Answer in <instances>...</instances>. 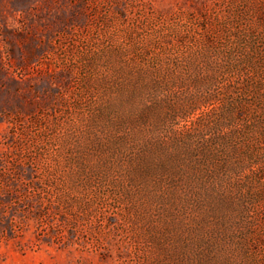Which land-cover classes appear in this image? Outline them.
Returning <instances> with one entry per match:
<instances>
[{
	"label": "rangeland",
	"instance_id": "obj_1",
	"mask_svg": "<svg viewBox=\"0 0 264 264\" xmlns=\"http://www.w3.org/2000/svg\"><path fill=\"white\" fill-rule=\"evenodd\" d=\"M0 264H264V0H0Z\"/></svg>",
	"mask_w": 264,
	"mask_h": 264
}]
</instances>
